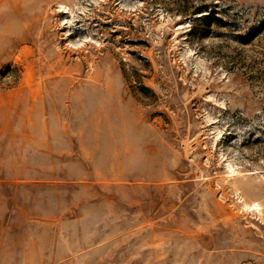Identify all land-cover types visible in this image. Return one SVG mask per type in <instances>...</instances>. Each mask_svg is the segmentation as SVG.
<instances>
[{
    "label": "rangeland",
    "instance_id": "1",
    "mask_svg": "<svg viewBox=\"0 0 264 264\" xmlns=\"http://www.w3.org/2000/svg\"><path fill=\"white\" fill-rule=\"evenodd\" d=\"M0 264H264V0H0Z\"/></svg>",
    "mask_w": 264,
    "mask_h": 264
}]
</instances>
